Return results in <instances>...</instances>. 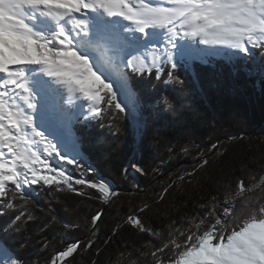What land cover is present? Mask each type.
<instances>
[{
    "label": "snow or ice",
    "instance_id": "1",
    "mask_svg": "<svg viewBox=\"0 0 264 264\" xmlns=\"http://www.w3.org/2000/svg\"><path fill=\"white\" fill-rule=\"evenodd\" d=\"M257 56L264 57V0H0V216L15 213L0 235V264H27L18 254L27 241L14 247L6 234L34 219L29 203L39 194L35 186L67 189L109 206L120 198L102 177L83 175L96 170L85 162L80 132L95 122L118 132L122 118L137 114L143 131L150 121L143 119L136 78L165 86L158 115L174 110L177 97L167 86L172 93L183 88L181 68L224 57L230 65L251 61L252 70L264 76V60ZM194 147L201 146L189 141L178 150L196 160L177 176L185 184L209 166V154L219 155L216 143L202 152ZM160 171L153 167L150 173L136 159L119 169L130 181L129 191L137 192L145 186L134 173ZM177 181L155 201L128 211L124 222L148 238L137 245L139 251L129 250L124 264H264V173H252L247 184L224 181L230 190L213 193L200 205L204 211L153 225L152 203L163 201ZM102 216L97 211L82 224L52 213L50 222L86 236L54 250L46 264H74L90 249L98 254L93 237Z\"/></svg>",
    "mask_w": 264,
    "mask_h": 264
},
{
    "label": "trees",
    "instance_id": "2",
    "mask_svg": "<svg viewBox=\"0 0 264 264\" xmlns=\"http://www.w3.org/2000/svg\"><path fill=\"white\" fill-rule=\"evenodd\" d=\"M255 59L260 61L264 57ZM252 69L251 61L244 65L236 60L230 65L224 58L206 65L194 63L187 70L181 68L179 75L185 80L183 88L172 93V86H167L169 94L177 97L173 101L174 110L158 115L155 109L159 97L165 94L161 91L165 86L151 77L136 78V88L144 101L143 119L150 121L143 131L137 125L140 118L137 114L136 119L122 118L118 132H112L102 122H95L80 132L85 162L96 170L83 175L89 180L102 177L122 189L120 198L109 206L67 189L58 192L35 186L39 194L29 203L34 219L21 221V231L7 233L8 242L15 247L27 241V246L19 248L18 254L27 264H46L54 250L86 236L83 230L65 232L61 223L50 222L52 213L69 223L80 221L83 224L97 211H102L99 230L93 237V248L98 247L99 253L91 249L83 252L75 258L74 264H124L130 259L129 250L139 251L137 245L148 238L124 222L128 211L135 210L144 200L155 201L163 187L177 181L178 175L190 171L196 163L193 155L178 152L180 145L191 141L201 146L192 151L202 152L216 143L219 155L209 154V166L201 169L192 183L177 181L163 201L152 203L148 215L151 223L158 227L185 213L204 211L200 205L213 193L230 190L224 181L243 179L247 184L251 182L252 173H264V76ZM133 159L144 162L150 173L153 167L161 170L139 177L145 188L138 192L129 191L130 181L119 172L121 166L126 167ZM75 175L79 177L81 172L76 171ZM14 215L9 211L0 216V235H5L3 230ZM142 250L146 252L147 248ZM121 252L125 255L121 256Z\"/></svg>",
    "mask_w": 264,
    "mask_h": 264
},
{
    "label": "rangeland",
    "instance_id": "3",
    "mask_svg": "<svg viewBox=\"0 0 264 264\" xmlns=\"http://www.w3.org/2000/svg\"><path fill=\"white\" fill-rule=\"evenodd\" d=\"M216 58H224V57H216ZM194 63H199V62H194ZM135 174V173H134ZM108 182V181H107ZM109 183V182H108ZM111 184V183H109ZM112 185V184H111ZM113 186V185H112ZM114 187V186H113ZM115 188V187H114Z\"/></svg>",
    "mask_w": 264,
    "mask_h": 264
},
{
    "label": "water",
    "instance_id": "4",
    "mask_svg": "<svg viewBox=\"0 0 264 264\" xmlns=\"http://www.w3.org/2000/svg\"><path fill=\"white\" fill-rule=\"evenodd\" d=\"M137 177L139 178V175H137ZM116 189H118L119 191L122 190V189H119V188H116Z\"/></svg>",
    "mask_w": 264,
    "mask_h": 264
}]
</instances>
